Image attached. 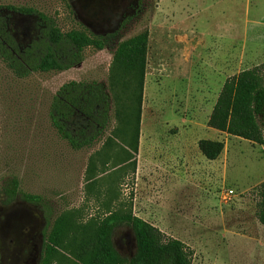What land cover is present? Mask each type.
Instances as JSON below:
<instances>
[{"label":"rangeland","instance_id":"374dc122","mask_svg":"<svg viewBox=\"0 0 264 264\" xmlns=\"http://www.w3.org/2000/svg\"><path fill=\"white\" fill-rule=\"evenodd\" d=\"M136 1L0 0L1 11L34 8L62 31H117L126 17L117 41L148 29L137 151L129 150L134 170L123 161L124 143L112 137L113 105L103 135L80 149L61 139L49 118L53 95L70 80L108 92L111 50L86 47L68 70L25 77L0 58V264H37L42 244L39 209L18 198L6 203L12 178L19 190L49 201L51 220L72 210L76 222L96 225L121 207L189 246L192 264H264L256 215L264 145L206 126L224 80L264 64V0H143L138 12ZM33 19L12 13L20 41L33 34ZM199 139L223 141L219 157L206 159ZM113 243L131 255V230L118 229ZM75 262L60 249L53 264Z\"/></svg>","mask_w":264,"mask_h":264},{"label":"trees","instance_id":"16d2710c","mask_svg":"<svg viewBox=\"0 0 264 264\" xmlns=\"http://www.w3.org/2000/svg\"><path fill=\"white\" fill-rule=\"evenodd\" d=\"M66 1V0H64ZM143 0L136 1V12ZM0 10V58L19 77L32 72L64 71L81 63L86 47L109 49L112 60L108 92L102 84L70 80L53 95L49 118L61 139L72 149L91 146L106 130L113 105L117 122L112 137L124 143L126 163L135 168L141 114V99L148 49V29L117 41V31L93 33L88 29L62 31L55 18L34 8L6 6ZM12 13L33 16L34 32L22 42ZM206 126L252 143L264 145V64L243 69L227 77L208 116ZM105 150L111 147L107 138ZM197 147L209 160L219 157L224 142L199 139ZM106 163V162H105ZM89 164L87 173L93 172ZM94 165V164H92ZM6 203L18 198L36 206L42 215L44 231L37 264H53L59 250L68 249L74 264H192L194 252L181 240L168 236L154 225L121 207L109 211L96 225L75 221L72 210L54 213L44 197L23 192L12 178L3 189ZM257 219L264 226V180L257 187ZM128 227L133 235L134 250L127 256L113 243L114 233Z\"/></svg>","mask_w":264,"mask_h":264},{"label":"built area","instance_id":"2783aa9c","mask_svg":"<svg viewBox=\"0 0 264 264\" xmlns=\"http://www.w3.org/2000/svg\"><path fill=\"white\" fill-rule=\"evenodd\" d=\"M230 193H232V190H228L225 194V196L229 195Z\"/></svg>","mask_w":264,"mask_h":264}]
</instances>
